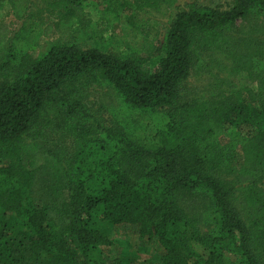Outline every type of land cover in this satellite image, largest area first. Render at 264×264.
Here are the masks:
<instances>
[{"label": "trees", "instance_id": "1", "mask_svg": "<svg viewBox=\"0 0 264 264\" xmlns=\"http://www.w3.org/2000/svg\"><path fill=\"white\" fill-rule=\"evenodd\" d=\"M175 2L37 0V10L0 0V264H157L110 258L108 233L118 230L157 246L158 264H264V0L177 5L144 53L87 46L101 41L96 27L112 36ZM33 12L58 22L36 25ZM9 17L23 20L19 29ZM61 23L68 33L56 38ZM41 38L50 42L34 53ZM224 56L246 87L222 80L204 95L189 85L204 59ZM92 85L112 88L126 113L164 123L136 136L125 113L85 110ZM66 86L71 96L56 107ZM55 108L72 148L41 138L55 131L46 117L55 123Z\"/></svg>", "mask_w": 264, "mask_h": 264}, {"label": "rangeland", "instance_id": "2", "mask_svg": "<svg viewBox=\"0 0 264 264\" xmlns=\"http://www.w3.org/2000/svg\"><path fill=\"white\" fill-rule=\"evenodd\" d=\"M33 5L35 1L32 0ZM175 4L166 7L162 12L156 13L153 11H145L141 13L137 17H135L129 24H121L113 33L112 36L110 32L107 30H102L101 27H96L97 34L100 37V40H91L87 41L88 47H96L100 46L107 51L113 53H125L130 51H137L140 53L147 52L151 49V46L154 47L157 43L158 39H162L164 36L165 30L170 23V20L174 16L176 6L180 5L185 7L190 0H175ZM209 1V0H207ZM222 2L225 0H221ZM229 1V0H227ZM31 5V4H29ZM28 5V6H29ZM32 9H39L36 5L32 6ZM23 15V13H21ZM3 16H6L4 14ZM28 16L34 18V24L38 25L40 22L43 23H57L58 20L53 18L48 14L39 13L35 14L34 12ZM22 17V16H21ZM101 15L97 12L92 11V19L93 24L98 25V20ZM5 19V17H4ZM256 20V18L254 19ZM8 21H17L16 19L8 18ZM23 20H18L17 25L14 29H19ZM56 38L64 36L68 33V27L66 24L61 23L55 29ZM30 44L32 40L35 38V33H29L28 35ZM66 37V35L64 36ZM264 39V35L260 36ZM50 40L46 38H41L32 48L34 53L39 54L43 52ZM21 46V45H20ZM230 63V58L227 56L214 58L210 63L206 59H204L201 63V67L197 70L194 77L190 79L189 85L191 87L196 88L199 93L204 95H209L214 91L218 82L225 80L226 86L225 88L230 89H243L247 86L246 79L242 78V76H237L231 73L228 69ZM237 76V77H236ZM63 94H58L56 107L62 105L61 102H65L71 96L72 91L68 90V87H64ZM83 106H85V110L95 113L99 112V115L102 117H106L109 120H115L116 118H122V113L127 116L125 119L126 122L131 121L132 119H136L137 127H136V136H147L153 130V128L158 127L164 123L163 117L160 115H139V112H133V114H129L125 112L123 108L124 102L120 99L115 91L109 86H90L84 94L83 97ZM57 108H55V123H52L54 120L53 114L46 115L48 118L47 125L49 127H54L55 131H49L41 133V138L47 141L54 140L59 141L63 138H67L66 145L72 148L74 134L72 127H64L60 124V119L57 116ZM247 128L243 127L241 130H246ZM231 128H227V131H230ZM55 135L54 139L51 137ZM46 141V142H47ZM109 243L105 249L106 254L110 258H116L120 255H128V259L132 258H151L153 262L158 264L157 257L160 256L161 252L158 248H153V245H150L147 241L143 240L137 235H130L124 231H111L108 233ZM158 249V250H157Z\"/></svg>", "mask_w": 264, "mask_h": 264}]
</instances>
